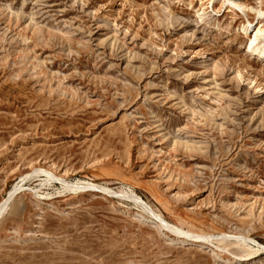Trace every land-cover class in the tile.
Segmentation results:
<instances>
[{"label": "rangeland", "instance_id": "rangeland-1", "mask_svg": "<svg viewBox=\"0 0 264 264\" xmlns=\"http://www.w3.org/2000/svg\"><path fill=\"white\" fill-rule=\"evenodd\" d=\"M259 26L264 0H0V264H264L231 244L264 246Z\"/></svg>", "mask_w": 264, "mask_h": 264}, {"label": "bare ground", "instance_id": "bare-ground-1", "mask_svg": "<svg viewBox=\"0 0 264 264\" xmlns=\"http://www.w3.org/2000/svg\"><path fill=\"white\" fill-rule=\"evenodd\" d=\"M231 3H234V1H230ZM260 12V11H258ZM250 23L248 22L247 23V27ZM252 37H250L249 39V43L247 45V50L252 52V53H256L258 54V56L260 57H264V35H263V28L261 26L257 27V28H254L252 30ZM42 173V172H41ZM46 174L48 175V179H51V180H56L58 182H61L64 187L66 189H72V190H82L84 188H91V189H94V188H100L102 189L103 191H106L107 193H112L113 191L107 187H104L100 184H97V183H92V182H86V184H82V183H76V184H70V183H66L64 182L63 179H60V178H57L55 175L51 174V173H48L46 172ZM77 184L79 186H77ZM14 193V192H13ZM13 193H10L9 194V197L4 201H1L0 202V215L5 212L8 208H9V203L11 202V198H13ZM5 215V214H4ZM156 216V217H155ZM154 217L155 218H158L160 219L157 215H155ZM153 219V218H152ZM157 219V220H158ZM156 220V221H157ZM162 219H160L161 221ZM164 222V224L166 225V227L171 230V231H174L176 234H178L179 236H183V237H186L188 238L190 241L192 242H198V243H205V241H208L209 238H211V235H205V234H200V233H197V232H194V231H191L189 229H184L181 225H170L169 223L165 222L164 220H162ZM161 223V222H160ZM223 236H226V235H223ZM212 239V238H211ZM227 239V238H226ZM231 243V242H230ZM231 244H236L237 246H239L242 250H244V254L240 255L243 256V258L245 257H248L249 256H252L254 254H258V252L260 250H263L264 251V246H260L261 248L260 249H256V250H250L249 252H245L246 250H249V249H245V247L240 244V243H231ZM255 255V256H256ZM239 257V256H238ZM241 260V259H240ZM247 260V259H246Z\"/></svg>", "mask_w": 264, "mask_h": 264}]
</instances>
